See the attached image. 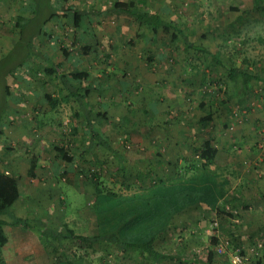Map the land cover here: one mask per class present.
<instances>
[{"label": "rangeland", "instance_id": "374dc122", "mask_svg": "<svg viewBox=\"0 0 264 264\" xmlns=\"http://www.w3.org/2000/svg\"><path fill=\"white\" fill-rule=\"evenodd\" d=\"M7 1L11 3L20 0ZM128 1L130 0H66L65 4L67 8L82 11L100 6L109 9L114 3L122 6ZM141 1V9L158 14L162 20L173 22L174 28L168 33L159 31L157 36L149 40L150 27L145 23L135 25V34L131 31L126 34L119 33L115 17L109 14H105L99 22L90 24L92 35L86 42L92 53L83 57L81 66L77 68L88 70L90 73L89 80L94 88L90 96L93 101L91 105L96 111L106 112V120L96 125L99 133L106 136L110 149L102 146L91 147L76 168H69L66 162L63 163L53 146L62 147L75 159L72 161L78 160L74 147H78L79 136L73 137L71 129L73 125L76 128V123L78 126H81V123L71 117L69 106L62 105L52 111L44 98L36 93L42 90L53 94L57 91L56 85L61 74L72 70L69 62L63 59L60 49L64 48L70 54L76 55L81 51L80 46L83 43L75 41V28L69 17L60 19V22L49 23L45 27V33L56 34L54 43L46 39L38 42L35 32L40 21L48 9L51 12L58 10L57 5L53 4L54 0L49 3L46 0H38L29 8L30 13L28 9H20L18 3L0 7V103H3L0 105V128L5 137L0 138V170L14 175L22 185L21 190L26 192L23 200L13 206L6 217L12 220L16 217L20 221L19 225L24 227L27 223L31 227L26 230L28 237L19 239L16 248L4 243L3 240H7L0 234V264H58L59 252L49 248L46 253L41 246L43 241L36 233L39 227L33 224L37 223V220L41 221L43 226L56 230H62V223H66L81 236H93L96 233L92 211L95 197L93 180L97 177L96 181L100 187L115 195L130 194L139 189V181L143 180L139 174L148 164L143 161L144 168L136 167L142 165L139 159V162H136V157L141 153L147 155L146 150L141 148L151 147L158 150L155 151L161 158L167 156L169 143L163 142L155 135L146 136L148 130H163L164 134L170 131L182 143L186 139L184 133H191L187 136L191 142L187 144L186 139L184 143L191 146H197L201 141V144L205 140L210 141L219 131L221 143L224 136L234 144L236 142L231 135L245 133L255 124L262 134L261 142L264 143V83L255 82L245 98L241 99L232 96L231 86L218 91L209 80L210 76L216 79L226 75V68L215 63L220 55L212 51H219L216 50L219 49L218 45L225 46L243 41L248 52L246 59L258 62L250 65L251 72L264 74V44L257 39L261 37L260 39L264 40V18L260 17L263 14L259 13L258 8L254 9L252 0ZM261 5L264 7V1ZM4 11L8 13L3 14ZM20 11L26 16H23L18 28L17 13ZM262 12L264 13V9ZM131 28L133 29L134 25ZM179 29L187 35L192 50L185 47L184 40L177 34ZM174 33L176 37L172 36ZM260 47L263 51H259ZM163 48L170 51L171 60L163 66L152 64L151 67H144L145 70L143 68L141 73L146 75L147 70L150 72L147 76H138L132 71L130 64L123 70L114 66L113 70L110 69L114 61L122 57L123 50L139 49L140 53H145L147 49L157 51ZM199 49L209 52L202 53L197 51ZM184 50L187 51L186 57L182 56ZM42 52L48 55H42ZM44 57L61 64L57 68L54 66L58 78L38 63ZM258 58H262V62L257 60ZM231 62L238 67L240 58L237 59L238 63ZM102 64L104 67L110 65V71L103 70ZM227 65L229 62L225 61L224 66ZM149 77L155 79V85L148 80ZM201 78L205 80L201 82ZM5 85L10 88V97L4 94ZM106 85L108 86L105 88ZM100 95H108L112 102L100 104ZM153 109L156 112H153ZM45 110L48 111L44 117L52 125L39 130L37 125L45 119H40L42 115L37 119L35 113L41 114ZM208 114L210 120L202 124L200 121ZM42 131L46 134L43 135ZM8 132L12 134L8 135ZM151 140H154V144ZM258 143L261 144L257 140L255 145ZM189 148L183 146L182 149L178 147V150L186 152ZM32 157H35L38 165L43 158L52 161L48 167H37L34 176L28 177L27 169ZM54 161H58L62 166L55 167L52 163ZM172 172L173 169H170L167 174L162 167L152 169L141 186L145 187L150 180V183L155 181L157 175L170 176ZM214 221L219 223L218 220ZM19 225L15 226L17 228H11L12 235L23 231ZM228 228L226 223H219L216 230L219 237H228ZM237 233H243L244 238L246 236L240 229ZM210 239L211 237L207 247ZM65 244V254L69 258L74 254L83 255L84 264H138L133 254L121 253L116 247L105 242L89 245L86 242L70 241ZM238 244L242 245L241 241ZM262 247L260 264H264L263 244ZM42 250L50 257H44L42 262L36 261L44 255ZM229 254L224 257L215 255L213 264H231ZM256 260L251 257L252 263Z\"/></svg>", "mask_w": 264, "mask_h": 264}, {"label": "trees", "instance_id": "16d2710c", "mask_svg": "<svg viewBox=\"0 0 264 264\" xmlns=\"http://www.w3.org/2000/svg\"><path fill=\"white\" fill-rule=\"evenodd\" d=\"M65 3L66 0H54L53 4L57 5L58 10L51 12L48 9L44 15V20L39 23L38 29L35 32L37 33V37L38 33L42 32L47 23L68 17L71 18L73 27L79 31L83 29L85 17H98L103 14H124L131 17L134 22L145 23L150 27V33L153 38L157 36L159 31L168 33L175 25L171 21L162 20L158 14L138 8L136 3L131 0L122 6L114 3L109 9L101 8L96 10L91 8L89 11L70 9L66 7ZM261 4V0H254V9L257 10L258 8L259 13H262L263 15L261 16L264 18V13L262 12L264 7H260ZM18 19L16 26L19 28L22 23L20 20L22 21L23 17H18ZM77 34H74L75 41L82 42V35L78 34L80 35L78 36ZM85 34L90 35L88 32ZM177 34L184 40L185 47L188 50H192V45L187 40V35L180 29ZM172 36L176 37L177 35L174 33ZM244 44L243 41L242 43L225 44V46L218 45L219 49L216 50L221 51V53L215 50L212 51L220 55V58L216 59L215 63L226 68V75L214 78L210 83L218 91L225 90L228 86H231L234 95L238 98H243L249 91L251 82L255 79L252 72L246 70L249 64L246 57L243 56L245 52ZM60 50L65 59L71 58L70 52L66 49L61 48ZM80 50V52L86 54L90 48L83 43L80 46ZM197 51L202 53L209 52L206 49H199ZM240 55L241 57H239ZM238 58H240V63L237 62ZM43 59L47 62L49 61V64H46V70L57 77L55 69L57 66L49 58L44 57ZM225 61H228L229 65L224 66ZM231 61L237 62L239 66H234V63ZM76 64L77 62L73 65L76 66ZM58 82L61 90L65 92V96L61 99L65 102H72L74 104L73 111L75 116H81L85 121V137L89 141L85 153H88L91 147L94 146L110 149L106 136L99 133L98 126L96 125L106 120V112L96 111L93 105L85 102L89 91L94 90L89 80V74L86 71L73 70L67 74H61ZM4 90V94L10 97L11 91L8 85H5ZM41 96L51 109H55L58 106L59 100L52 98L50 94L44 93ZM0 105H3V103H0ZM210 118V114H208L200 122L202 124L206 123ZM73 131H75L74 128ZM0 138H5L1 128ZM53 149L62 161L66 163L72 161V156L66 153L62 147L54 145ZM215 152L216 150L211 148L210 141L205 140L200 147L193 148L192 155H197L198 158L183 161L182 163H178L177 161L173 165V172L170 176L167 174H163V176L157 175L155 181L150 183V180L143 187L141 184L144 183L145 177L151 174V170L162 166L159 164L157 165L158 167H148L139 174L141 175V179L143 178V180L139 181V189L130 194L115 195L109 191H105L96 181V177L93 180L95 197L92 203V211L94 212L96 224V233L93 236L76 235L66 223H62V230H56L52 227L43 226L39 220H37V223H33L36 227H39V229H35L36 233L43 243L59 252V257L57 258L58 264H84L83 255L74 254L72 258H69L65 254V243L70 241L86 242L89 245L95 242H105L116 247L121 253L133 254L137 258L138 264H165L167 261L173 259H176L179 264H188L189 262L184 261L181 256L175 257L173 254L167 255L157 250V241L169 233L177 214L187 207L205 203L218 217L221 216L225 220L228 218L232 221L241 216L237 208L231 207L226 209L225 204L223 206L219 204V197L223 196L224 189L221 187L220 190L215 179L207 173L208 163L213 159ZM199 154H201L203 163L199 162ZM79 156L82 158V153ZM36 168L37 160L35 157H32L27 169V176L33 177ZM201 181H204V185L202 189H199ZM21 196L18 179L14 175L0 170V216L7 215L9 210L21 200ZM218 221L219 223L221 222V220ZM13 222L18 224L20 221L13 218ZM25 226L31 228L27 223ZM213 229L217 230V228ZM256 234L257 232H252L248 235V239L256 236ZM221 238L224 237H219L215 233V235L211 236L209 247L206 248L203 254L195 255L191 253L190 256L196 260L192 264H213L215 261L214 257L217 255L215 248L220 243ZM226 238H228L225 247L226 254L222 257L228 256V253H232L236 249H239L244 254L243 250L238 246L237 235L228 233V237ZM252 264H260L259 258Z\"/></svg>", "mask_w": 264, "mask_h": 264}, {"label": "crops", "instance_id": "0c3cea01", "mask_svg": "<svg viewBox=\"0 0 264 264\" xmlns=\"http://www.w3.org/2000/svg\"><path fill=\"white\" fill-rule=\"evenodd\" d=\"M37 1L38 0H22V1L20 0L18 2L13 1L11 3H8L9 1L7 0L2 1V2L0 0V7L6 4H8L6 6H10V4L14 5L15 3H18L20 5V9H26V10L28 9L30 13L29 8L32 6V4L37 3ZM46 1L47 3H49L51 0H46ZM140 3H143V1L141 2L140 0H137L136 6L138 8H140ZM252 4H254V0H252ZM260 7H262V5H260ZM91 8L99 10L105 7L100 6L98 8L96 7H91ZM83 10L89 11V8L83 9ZM2 13L6 14L8 12L4 11ZM104 15L105 14L98 16V17H90V18L85 17L83 29L77 31L75 28V33L82 35L81 40H82V43H84V45H87L86 40L90 38V36L92 35L90 24L95 23V21L99 22ZM23 16H26V14L22 13L21 11L19 12V14L17 13V19L18 17H23ZM112 16L115 17L117 26H119L117 27V31L119 33L123 32L126 34L128 31L133 32L132 34L137 33L135 32L137 29L135 25L138 23L136 21L134 22L131 19V17L124 15V14H118V15H112ZM260 17L262 16L260 15ZM43 20H44V17L40 21V23ZM22 21L20 20V22ZM54 22H60V19L53 20L49 23H54ZM49 23H47V25ZM133 25H134V28L132 29L131 27ZM45 31L46 29L44 28L42 32L38 33V37H40L38 42L41 43L43 40L46 39V40H49L51 43H54L56 41V34H54L53 32L45 33ZM86 32L90 33V35L85 34ZM149 37H150L149 40L153 39L151 33ZM260 38L261 37L257 38L258 41H261L264 44V40ZM151 42L149 44L152 46L153 42L152 43ZM184 51L185 53H183L182 51V56L186 57L187 51L186 50ZM246 51L247 49H245L243 56L247 58L248 52ZM259 51H263V49L260 47ZM90 53H92L91 50H89L88 53L86 54L79 52L76 55L71 54L70 59H65L64 57L63 59H65L66 62H69L68 65L72 69L71 71L73 70L86 71L90 77V73L88 70L78 69L79 66H81L80 64L82 63L83 57L90 56ZM41 54L48 55L45 52H42ZM121 54H122V57L114 61L115 63L113 65L111 66L107 65L106 67H104L105 65L102 64L103 66L102 65L101 66L104 68L103 70H105L106 72L110 71L108 70L109 66L111 70H113L114 67L119 68V70H123L126 65L130 64L132 66V71L135 72L138 76L140 75L147 76V74L150 73V72H147V70L145 71L147 73L146 75L141 73L142 71L145 70L144 67H147V66L149 67L150 65L152 66V64H157V66L160 64L163 66L164 64L169 62L172 58L170 51L167 49L164 50V48L161 50H157V51L156 49H147L145 53L144 52L140 53L139 49H135L131 51L123 50ZM257 60L262 62V58L260 59L258 58ZM247 61L249 65L247 66L246 70L251 72L252 67H250V65H253L254 63L256 64L258 62L252 59H247ZM75 62H77L78 66L73 65ZM38 63H40L42 66L44 65L45 66L44 68H47L46 64H49V61L47 62L44 59L43 60L41 59V61ZM54 64L56 66L61 65L60 63H54ZM262 71H264V68L262 69ZM253 76H255V79L251 82L250 88L255 84V82H259L261 84L264 83V74L263 75L253 74ZM210 77L211 79L209 80L214 79L212 78V76ZM148 80L153 82L152 85H155V81H154L155 79L152 80L149 77ZM204 80H205L204 78H201L200 81L203 82ZM24 86H25V83H24ZM27 86L28 85H26V88H28ZM107 86L108 85H106L105 88ZM56 87L58 88L56 92H54L53 94L51 93H48V94H50L52 98L59 100V104L55 109H51L50 107L49 108L53 111V110H57L59 106L67 105L70 108L71 117H73V119L76 121L79 120V122L81 123V126H78L76 123L75 124L76 128L73 125L71 129L73 137L79 136L77 138L78 147H74V149L76 150L75 154H78V158H77L78 160L67 163L69 165V168H76V166L79 165V162L84 160L85 155L89 153V152L85 153L86 148H87V143H89V141L85 137L86 124H85L84 119L81 116L79 117L75 116V113L73 111L74 104H72V102H65L62 100L63 96H65V92L61 90L59 86V82L57 83ZM100 90L101 89H99V91ZM92 91L93 90L89 91L87 98L85 99V102L88 104L93 103V101L90 98ZM44 93H47V92H43L41 90V91H38L36 94L37 96H40ZM247 93L243 96V98H245ZM107 96L108 95L102 97V95H100L99 99H102L103 101L101 100L99 101V103L105 105L107 102H112V100L109 99L111 97H107ZM232 96H235L234 93L232 94ZM47 111L48 110H45V112L42 111L41 114L39 111H37L39 113H35L36 115L35 114L34 115L38 117L37 119L40 118V115H42L40 119H45L44 116L47 115ZM153 112H156L155 109H153ZM13 118H16V117L13 116ZM51 125L52 124L48 123L47 119H45V121L41 122L37 126L39 130H43ZM252 125H253V122H252ZM73 128L75 129V131H73ZM163 132L165 131L148 130V134L146 136L155 135L159 139L161 138L163 142L169 143L170 147L168 146L167 148L170 150L167 156L164 158L163 157L161 158L156 153V151H158L157 149H152L151 147L146 149L145 147H142L141 150L143 151L146 150L145 152H147L148 156L146 155V153H141V155L139 154L136 157V162L140 161L142 163L143 161H147L148 164H146L147 166L146 168L151 167V166L156 167L157 165L160 164L164 168L165 173L168 174L169 170L173 168V165L176 164L177 161L178 163H182L183 161H189V160H194L198 158L197 155L195 156L192 155L193 148L200 147L202 145L201 144L202 141L197 146L196 145H193V146L186 145L184 144L186 139L188 140L187 144L191 142V139L187 138V136L191 133H184L186 134L185 135L186 139L184 140V143H182L181 141L177 140L176 137L172 133H170V131H168V133L166 132V134H164ZM11 134L12 132L10 133L8 132V135H11ZM42 134L45 135L46 134L45 131H42ZM180 134L181 133H176V135H180ZM237 134L231 135V137H234V142H236L234 144L231 143L230 140L224 136H223V143H221V132L219 131L214 135L213 138H211L210 140L211 148L215 149L216 152L213 156V159L210 161V163H208L209 166H208L207 173L209 176H212L215 179V181L219 185V189L221 187L224 189L223 196L219 197V204L221 206L225 204L226 209L231 208V207H234L235 209L237 208L241 216L232 221H230L228 218H226L225 220V218H221V216L218 217L216 213L211 211L210 208L205 203L196 204L194 206L187 207L186 209H184L182 212H180L179 214L175 216V219L171 225L169 233L165 235L164 237H162L159 241H157L156 245H157V250L159 252H162L167 255L173 254L175 257L181 256L184 261L189 262L188 264H192V262L195 263L196 260H194L190 256V254L191 253L195 255L203 254L208 246L209 237H211L212 235H215V233L218 232L212 229L211 227L210 222L213 220H221L222 223H226L227 225H229L227 233H231V234H234L235 236L236 235L238 236V243H240V241L242 243V245H238V246H240L243 252L248 251L252 245L258 242H261L264 245V146L261 148L259 146V143L255 145L257 140H259L261 143L262 139L260 138L262 134L260 133L259 128L255 126V124L251 127V129H247L245 133H241L239 135ZM181 135L183 136V134ZM200 136L201 134H199V138ZM151 143L154 144V140H151ZM183 146H188L190 148L186 152H180L179 150L182 149ZM178 147L180 148L179 150H178ZM81 153L83 155L82 158L79 156ZM137 159H139V161H137ZM51 161H52L51 159L43 158L42 160L39 161V165L37 164V167L38 168L48 167V164H51L50 163ZM62 162L64 163V161ZM199 162L203 163V161L201 160V154H199ZM52 163L55 164V167L62 166V164H60L58 161H54ZM143 164L144 163H142V165H137L136 167H138V169H142L144 168ZM203 185H204V181H201V183L199 184V189H202ZM21 187L22 185H20L19 183V188H20V192L22 195L21 200H23V197L25 196L24 194L26 192L21 190ZM6 216L7 215L0 216V234H2L3 237L7 240V242L3 240L4 243L11 244L14 248H16L17 247L16 244L19 242V239H21L22 237H25V238L28 237V234H26L27 232L26 230H28L27 229L28 227L26 226L22 227V225H19V223L18 224L14 223L12 219H8V217ZM14 219H16V217H14ZM18 225L19 227L21 226V229L23 231H19L16 234L12 235L11 228L18 226ZM238 229H240L242 232L245 233L246 235L245 238L242 235L243 233L242 234L237 233ZM252 232H257L256 236H253L251 239H248V235L251 234ZM75 234L79 235L77 233ZM217 236L219 235L217 234ZM41 244L45 252L48 253L47 250H49V248L51 247H48L43 242ZM198 248L199 250L197 252L196 249ZM45 252L43 251L44 255H42V257L37 258L36 261L42 262V260L45 259L44 257L48 259V257L50 256H47ZM166 263L167 264H179L176 259L169 260Z\"/></svg>", "mask_w": 264, "mask_h": 264}, {"label": "built area", "instance_id": "2783aa9c", "mask_svg": "<svg viewBox=\"0 0 264 264\" xmlns=\"http://www.w3.org/2000/svg\"><path fill=\"white\" fill-rule=\"evenodd\" d=\"M259 146L262 148L264 146V143L261 142ZM217 227H218L217 221H213L212 229ZM227 242H228L227 238H221L220 243L215 248V252L218 256L226 254L225 247L227 245ZM262 253H263L262 244L258 242L252 245L251 248L248 251H246V253L244 252V254H242L239 249H236L234 252L230 253L229 256H230L231 264H251L252 263L251 257L257 259L261 257L260 255H262Z\"/></svg>", "mask_w": 264, "mask_h": 264}]
</instances>
